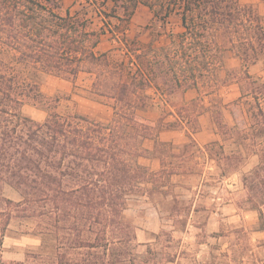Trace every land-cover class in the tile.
<instances>
[{
    "label": "trees",
    "instance_id": "trees-1",
    "mask_svg": "<svg viewBox=\"0 0 264 264\" xmlns=\"http://www.w3.org/2000/svg\"><path fill=\"white\" fill-rule=\"evenodd\" d=\"M81 1L94 8L101 24L61 14L62 0H0V196L4 184L22 196L18 202L3 197L9 212L1 230L15 206L21 208L18 216L37 218L45 232L56 234L59 264H150L138 260L141 243L126 214L128 199L148 183L162 186V178L177 171L164 165L150 170L139 158H160L165 143L159 132L185 128L184 120L194 114L187 101L169 102L170 95L195 88L197 102L221 87L216 74L227 50L241 61L232 80L240 85L238 99L249 104L243 140L251 141L259 158L243 183L249 196L259 192L256 203L264 205V78L250 71L264 62V15L258 8L240 0ZM139 5L162 21L177 14L182 31L163 46L129 40L126 31ZM108 32L123 44L126 62L98 50ZM3 52L14 57L7 60ZM29 68L70 81L82 72L93 75V93L113 101V117L101 123L59 113L58 98L42 92ZM230 73L222 85L230 82ZM155 98L170 109L151 119L141 111L158 104ZM25 104L44 110L45 119L26 114ZM215 113L225 127L221 110ZM168 115L173 120H166ZM196 123L191 132L198 131ZM145 139L154 141L152 150Z\"/></svg>",
    "mask_w": 264,
    "mask_h": 264
},
{
    "label": "rangeland",
    "instance_id": "rangeland-1",
    "mask_svg": "<svg viewBox=\"0 0 264 264\" xmlns=\"http://www.w3.org/2000/svg\"><path fill=\"white\" fill-rule=\"evenodd\" d=\"M58 11L61 14L69 11L79 16H88L93 19L94 27L102 23L94 8L81 0H62ZM180 31L182 26L177 14L162 21L155 18L147 7L139 5L131 18L126 38L143 44L152 41L155 46H163ZM122 48L123 44L119 40L110 39L108 32L98 50H107L115 61L126 62L128 56ZM13 55V52H3L1 56L10 60ZM240 65V59L227 50L224 64L216 74L221 87L212 95H204L203 101L194 102L199 95L194 88L187 95L176 92L168 97L169 102L177 106H183L187 101L188 108L194 113L184 120L189 130L199 122V129L204 124L206 129L217 133V139L206 146L210 169L202 163L207 156L198 152L200 147L194 140L185 145L168 142L159 148L165 167L174 168L182 174L165 175L160 182L165 186L163 188L144 185L137 194L129 196L126 214L133 222L137 241L149 240L137 247L138 260H148L150 264H264V205L260 207L256 203L259 192L258 196H249L243 183V176L252 173L259 158L253 152L251 141L243 140L250 122L249 104L247 98L238 99L241 94L240 85L232 80L240 71ZM228 70H232L230 82L222 85ZM250 71L264 78V62L251 66ZM27 73H36L35 78L45 95L58 98L56 110L59 113L83 115L101 123H108L113 117V101L93 93V75L82 73L75 81H70L33 68H29ZM155 99L158 104L141 111V114L156 119L164 114V110L170 109L169 105ZM35 108L25 104L23 110L34 119L43 121L47 113H38ZM216 109L221 110L225 127L219 126ZM165 118L168 120L171 116ZM183 180L188 182L190 192L183 193L181 188H177ZM201 183L203 186L200 190L204 197L220 196L231 204L228 213L222 215L223 211H220L213 216L215 222L212 221L210 225H207L209 215L204 210L190 216L192 200ZM195 186L196 189L193 188ZM143 191L149 192L150 196H140ZM1 193L4 196H0V210H5V213L0 215V226L9 212L3 197L16 202L22 199L20 193L8 184L2 186ZM184 194L185 197L182 196ZM217 198L210 201V208L222 210L219 205L223 200L218 201ZM153 205L161 212L160 218L157 215L152 217L156 222V230L150 231L145 229V224H152L150 208ZM205 206L206 203L203 208L199 205L196 207L205 209ZM11 208L14 211L7 229L2 231L0 227V264H59L56 234L45 232L46 225L37 218L18 216L21 208ZM190 222L195 226H189ZM170 259L173 261H168Z\"/></svg>",
    "mask_w": 264,
    "mask_h": 264
},
{
    "label": "crops",
    "instance_id": "crops-1",
    "mask_svg": "<svg viewBox=\"0 0 264 264\" xmlns=\"http://www.w3.org/2000/svg\"><path fill=\"white\" fill-rule=\"evenodd\" d=\"M240 1H241V3L254 4L258 8L259 12L264 15V0H240ZM82 73H85V72H82ZM82 73H80V74H82ZM193 90H194V88H190V89L186 90L184 93H185V95H187L188 93H192ZM35 110L39 111L38 113L45 112V111L38 109V108H35ZM169 116H171V118L168 120H173L174 117L172 115H169ZM149 118L155 119L152 117H149ZM200 123L202 125V123H203L202 120ZM216 139H217V133L212 129L211 130L206 129V127H204V124H203V128L199 129L196 132H191L186 125H185V128H182V129L164 128L159 132V140L164 142V143L169 142V143H172L174 145H185L189 141L194 140L198 144V146L200 147L198 152H202V153L206 154V156H207V158H203L202 163L205 165V168H208V169L211 168V165H210V158L208 157V152H207L206 146L210 142H212L213 140H216ZM144 146L152 150L154 148V141L151 139H145ZM198 158L202 159V157H200V156ZM139 162L141 164L147 166L150 170H153V171L159 170L162 167V165H164V163L162 164V162H161V157L160 158L159 157H153V158L140 157ZM181 174L182 173H179L177 171V173H173L171 175L180 176ZM180 183L181 184L177 185V188H181V191L183 193H186V191L190 192V190L187 186L188 182L183 180ZM146 185L151 186L152 184L148 183ZM201 186H203L202 183L200 184L199 190L197 191V193L195 194V197L192 200L193 208L190 212V216L197 215L199 212L204 210L209 215L207 225H210V224H212V221L215 222L214 221L215 219L213 218V216L218 215L220 213V211H223V212H221V213H223L222 215L227 214L228 213L227 211H229V209H230L228 207H230L231 204L227 203L225 198H221L220 196L218 198L216 196H211L209 198L204 197L205 195H203V193H201V190H200ZM163 187H165V186H162V188ZM193 188L196 189V186ZM15 191H17V190H15ZM148 193L149 192L145 191V193L141 194L140 196H150ZM182 196L185 197L186 195L184 194ZM216 198L218 199V201L221 199L223 200V203H220V205H219L220 209H222V210H213L210 208V207H212L211 202L215 201ZM204 203H206L205 209H200V208L196 207L197 205L202 207L204 205ZM160 212H161L160 209L157 206L153 205V207L150 208V213L152 215L151 218L154 217V215H157V217L160 218ZM151 223H152L151 225L145 224V227H146L145 229H148V230L151 229L150 231L156 230V222H155L154 218H152ZM189 226L193 227L195 225H194V223L190 222ZM138 236H139V234H138ZM138 241H139V243H144V242H148L149 240H147V239L146 240L145 239L140 240L139 239ZM141 241H143V242H141Z\"/></svg>",
    "mask_w": 264,
    "mask_h": 264
}]
</instances>
